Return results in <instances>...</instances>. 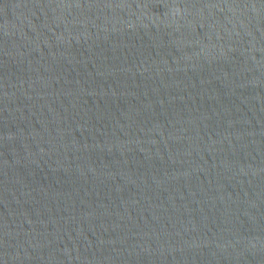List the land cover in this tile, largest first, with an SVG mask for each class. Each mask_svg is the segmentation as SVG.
Listing matches in <instances>:
<instances>
[{"label":"water","instance_id":"95a60500","mask_svg":"<svg viewBox=\"0 0 264 264\" xmlns=\"http://www.w3.org/2000/svg\"><path fill=\"white\" fill-rule=\"evenodd\" d=\"M0 264H264V0H0Z\"/></svg>","mask_w":264,"mask_h":264}]
</instances>
